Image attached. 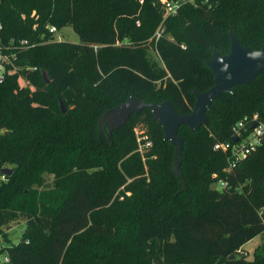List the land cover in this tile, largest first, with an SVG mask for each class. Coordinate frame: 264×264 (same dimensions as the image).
Masks as SVG:
<instances>
[{
	"label": "trees",
	"instance_id": "1",
	"mask_svg": "<svg viewBox=\"0 0 264 264\" xmlns=\"http://www.w3.org/2000/svg\"><path fill=\"white\" fill-rule=\"evenodd\" d=\"M68 25L78 44L49 32ZM0 26L1 46L25 42L0 82V171L12 167L0 174V230L24 223L9 264H264V141L228 171L229 153L214 149L234 143L235 123L264 121V72L213 100L205 125L179 128L183 182L149 109L98 128L130 98L190 114L192 92L213 86L210 50L228 55L231 28L261 49L264 0H195L168 16L158 0H0ZM142 129L151 146L139 152ZM45 174L52 186L33 188ZM257 236L252 259L238 257Z\"/></svg>",
	"mask_w": 264,
	"mask_h": 264
},
{
	"label": "water",
	"instance_id": "2",
	"mask_svg": "<svg viewBox=\"0 0 264 264\" xmlns=\"http://www.w3.org/2000/svg\"><path fill=\"white\" fill-rule=\"evenodd\" d=\"M229 42L230 50L226 56L219 55L213 49L210 50L212 58L206 62V66L213 75V86L204 93L192 92L195 102L190 114L179 115L168 101L151 104L130 98L102 114L98 120L99 130H101V124L105 122V127L110 132L125 124L131 114L142 109H149L163 131L164 140L168 141L174 149L171 170L183 182L179 170L183 149V141L178 136L179 128L186 126L190 131H195L205 125V113L211 108L213 100L218 99L222 94L229 93L235 86L252 83L264 72V43L258 51L242 47L233 28L229 32ZM41 75L44 83L49 84L47 74L42 72ZM60 107L61 112L65 114L66 110L62 102ZM252 127H255V124ZM234 141H236L235 138ZM11 172L12 170L2 169L0 174L5 177Z\"/></svg>",
	"mask_w": 264,
	"mask_h": 264
},
{
	"label": "built area",
	"instance_id": "3",
	"mask_svg": "<svg viewBox=\"0 0 264 264\" xmlns=\"http://www.w3.org/2000/svg\"><path fill=\"white\" fill-rule=\"evenodd\" d=\"M158 1L160 2L165 16L175 15L178 9L187 2H195V0ZM205 2H207V0H205ZM49 32L54 36L55 34H57L58 30L55 27H50ZM162 33L163 29L162 27H159L153 36V41L156 42L161 37ZM23 44H25L24 41H20L18 43L10 41L9 45L3 47L1 46L0 42V82L5 78V75L16 71V68L14 67V62L17 59L16 52H18V49H20L21 45ZM13 45L14 47L11 50V46ZM253 124H255V127H252ZM247 125L251 126L250 131H247ZM135 133L139 143H141V141H144L143 145L140 144L139 146V152H142L145 148H149L151 146V143L146 139V137L142 135H140L139 137V135L137 134V130H135ZM231 133L233 138L236 139L233 144H216L214 146L215 150L229 153V169H227V171L234 167L240 160L255 152L257 148L262 144V142L264 141V121L259 120L258 115L255 114L250 118L249 122L239 121L235 123L231 127ZM214 187L220 190L226 189L227 182L218 181L214 185ZM259 214L264 225V208L260 209ZM1 251L4 257L0 261V264H9L8 253L6 252V250L3 252V250L0 248V252Z\"/></svg>",
	"mask_w": 264,
	"mask_h": 264
},
{
	"label": "rangeland",
	"instance_id": "4",
	"mask_svg": "<svg viewBox=\"0 0 264 264\" xmlns=\"http://www.w3.org/2000/svg\"><path fill=\"white\" fill-rule=\"evenodd\" d=\"M53 39L56 41H64V42H69L73 44H78L79 43V38L78 36L74 33L73 29L71 26H65L61 28V30H58L57 34L53 36ZM151 56L153 58H156V54L151 51ZM107 125V124H106ZM101 130L102 133H106L108 131L105 127V122L101 124ZM137 134L142 135L147 138L146 131L142 129L141 131L137 130ZM144 141H141V145H143ZM5 169L12 170V167L10 165H6ZM1 180H5L4 178ZM53 184V176L52 174H45L43 175V183L40 187L38 186H33V188L36 189H41V188H48L52 186ZM213 189H216V187H212ZM118 190V189H117ZM220 190V189H218ZM119 192V190L117 191ZM24 229V223L23 222H14L11 224L9 229H1L0 230V248L5 251L7 246H10L11 244H16L21 237V233ZM262 236H257L256 238L252 239L249 241L246 245L243 246L244 250L242 252H238L237 256L240 257L242 256L246 260H251L253 256V252L255 248L259 245L262 244ZM4 255L2 254V251L0 252V261L3 259Z\"/></svg>",
	"mask_w": 264,
	"mask_h": 264
},
{
	"label": "crops",
	"instance_id": "5",
	"mask_svg": "<svg viewBox=\"0 0 264 264\" xmlns=\"http://www.w3.org/2000/svg\"><path fill=\"white\" fill-rule=\"evenodd\" d=\"M245 245H246V244H245ZM242 250H244V248H243V247L240 249V251H239V252H242Z\"/></svg>",
	"mask_w": 264,
	"mask_h": 264
}]
</instances>
